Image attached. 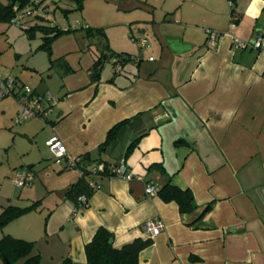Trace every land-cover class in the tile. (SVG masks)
<instances>
[{
    "label": "crops",
    "instance_id": "crops-1",
    "mask_svg": "<svg viewBox=\"0 0 264 264\" xmlns=\"http://www.w3.org/2000/svg\"><path fill=\"white\" fill-rule=\"evenodd\" d=\"M132 6L140 12L111 24L126 23L151 38L130 57L138 69L127 68L128 60L118 70L113 61L112 74L105 62L76 81L77 69L68 64L65 73L73 77L60 93L46 90L59 98L54 111L22 121L19 132L32 142L24 166L13 167L9 159L4 165L0 214L8 205H37L0 229V239L10 234L33 241L42 264L66 257L90 264L85 245L100 226L120 248L149 237L144 223L156 218L165 227L141 250L139 264H264V46L251 44L256 37L264 42V0H140ZM208 29L220 33L214 44ZM235 37L248 45L236 46ZM111 51L126 54L125 48ZM10 98L0 101V115ZM20 110L19 104L13 115ZM121 121L116 137L100 149ZM53 135L72 156L90 154L111 168L124 160L133 178L93 175L89 204L76 209L66 189L82 172L67 160L55 162L46 143ZM27 169L32 182L16 185L18 172ZM167 175L191 189L193 212L147 194L149 181L161 184ZM0 264L7 263L0 257Z\"/></svg>",
    "mask_w": 264,
    "mask_h": 264
},
{
    "label": "rangeland",
    "instance_id": "rangeland-1",
    "mask_svg": "<svg viewBox=\"0 0 264 264\" xmlns=\"http://www.w3.org/2000/svg\"><path fill=\"white\" fill-rule=\"evenodd\" d=\"M1 1L7 3L9 0ZM135 1L140 0H84L82 7L77 0H32L24 7L18 2L13 18L0 17V71L19 76L39 92L49 89L56 94L60 93L68 76L73 75L65 73L68 64L77 69L74 80L80 81L81 77L93 76L98 70L93 63L99 55H107L106 70L113 74L112 64L116 60L112 57L113 48H125L124 52L133 58L141 50L140 42L133 35L151 42L146 34L140 36L136 30L127 29L126 23L111 24L126 22L131 14L139 13L140 10L132 6ZM36 25L61 28L51 49L42 46L46 31L35 28ZM102 26L108 29L109 39L101 34ZM30 27L33 29L29 30ZM116 65L122 68L121 63ZM137 66L129 59L127 68L137 70ZM16 103L14 97L8 99L7 113L0 115V165H3L0 176L4 174L8 159L13 167L24 166L32 142V138L19 132L25 122H15L13 112H17L19 105Z\"/></svg>",
    "mask_w": 264,
    "mask_h": 264
},
{
    "label": "trees",
    "instance_id": "trees-1",
    "mask_svg": "<svg viewBox=\"0 0 264 264\" xmlns=\"http://www.w3.org/2000/svg\"><path fill=\"white\" fill-rule=\"evenodd\" d=\"M84 0H77L78 5L82 7ZM20 2V7L32 2V0H9L7 3H3L0 0V17L1 18H13L15 16V6ZM41 28L46 31L44 36V42L42 46L51 49L53 40L60 34L61 28L57 25H36L35 28ZM31 28V29H30ZM32 30L33 27H30ZM101 34L107 39L105 30L101 29ZM109 45V44H108ZM109 56L99 55L93 64L94 68L99 69L108 60ZM112 57L116 60L122 61V58L126 57L125 61H128L131 57L130 54H124L122 52L112 51ZM123 121L115 124L108 132L106 141L101 144L100 149H103L110 143L118 134L120 126ZM138 139H135L128 147L125 158L131 153L135 145L138 143ZM103 163V169L94 170V166ZM119 163H116L118 165ZM115 165V167H116ZM157 166L153 164L152 167ZM162 167V164H160ZM82 172V177L70 187L66 189V194H72L75 199V206H80L82 203L79 197L86 194L89 198L95 191L96 184L93 185V180L91 179L93 175H115L114 168H111L109 163L102 159H94L90 154H85L80 156V159L76 162L75 166ZM167 178L161 184H156L158 186L157 195H159L163 200L176 201L179 204L180 210L182 212H193L196 208L193 205L194 195L191 189L180 187L172 182L171 176L167 175ZM89 204V202H88ZM87 204V205H88ZM37 205V202L27 206L21 207L16 205L6 206L0 214V229L4 228L13 219L19 217L25 212L32 210ZM86 205V206H87ZM210 204L204 206L200 214L195 218L198 220L208 209ZM193 220V222L195 221ZM113 238V233L105 226H100L95 232L92 239L86 243L85 250L87 255L88 263L90 264H139V255L141 250L153 243V237L147 238H136L132 242L126 243L122 247L118 248L111 242ZM34 242L23 238L15 237L10 234L4 235L0 239V257L4 260L3 255H7L13 264H16L18 260L25 259V264H42L40 254H34ZM5 262V260H4ZM6 263V262H5ZM60 264H72L70 257H66Z\"/></svg>",
    "mask_w": 264,
    "mask_h": 264
},
{
    "label": "built area",
    "instance_id": "built-area-1",
    "mask_svg": "<svg viewBox=\"0 0 264 264\" xmlns=\"http://www.w3.org/2000/svg\"><path fill=\"white\" fill-rule=\"evenodd\" d=\"M237 16L232 14L231 22L232 25L236 24ZM209 41L211 43H215L220 33L214 29H208ZM133 35V34H132ZM133 38L136 41H139L141 45H151L148 43L146 38L138 37L136 38L133 35ZM233 42L238 47H246L248 45L247 42L242 41L241 39L235 37ZM255 47H263L264 42L260 37H256L252 43ZM121 69V66L118 67V70ZM6 97H14L20 104L21 110L18 115L15 117L16 123H21L23 120H28L34 117L47 118L51 112L54 111L56 105L59 102V98L55 96L50 91L39 92L36 88L22 81L18 76L12 74H4L0 71V101ZM47 145L49 146L53 159L55 162H63L67 160L70 166H75L76 162L80 159V156H72L64 141L58 137L57 135L51 136L47 141ZM94 170L103 169V163H99L94 166ZM114 173L117 176L126 177L128 179H132L133 175L128 171L126 163L122 160L116 167L114 168ZM34 173L32 169L20 170L16 176L15 184L18 186H26L32 182ZM96 183H93L95 185ZM158 190V186L154 183L150 182L146 185V191L148 195H156ZM81 201L80 206H76V209L84 207L89 202V197L86 194H83L79 197ZM165 227V224L160 219H148L144 223L145 232L150 237L157 236Z\"/></svg>",
    "mask_w": 264,
    "mask_h": 264
},
{
    "label": "water",
    "instance_id": "water-1",
    "mask_svg": "<svg viewBox=\"0 0 264 264\" xmlns=\"http://www.w3.org/2000/svg\"><path fill=\"white\" fill-rule=\"evenodd\" d=\"M134 58H136V57H134ZM127 58L126 57H124V58H122V61H125ZM115 62H118V63H120L121 61L120 60H115ZM111 242H113V238H111ZM3 258H4V260H5V262L7 263V264H13L11 261H10V259L8 258V256L7 255H3Z\"/></svg>",
    "mask_w": 264,
    "mask_h": 264
}]
</instances>
